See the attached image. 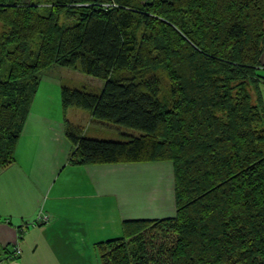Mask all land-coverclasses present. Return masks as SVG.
Here are the masks:
<instances>
[{
    "label": "trees",
    "instance_id": "obj_1",
    "mask_svg": "<svg viewBox=\"0 0 264 264\" xmlns=\"http://www.w3.org/2000/svg\"><path fill=\"white\" fill-rule=\"evenodd\" d=\"M0 25V170L58 66L103 81L65 110L140 132L71 129L69 165H174L176 216L123 222L100 264H264V0H0Z\"/></svg>",
    "mask_w": 264,
    "mask_h": 264
},
{
    "label": "crops",
    "instance_id": "obj_2",
    "mask_svg": "<svg viewBox=\"0 0 264 264\" xmlns=\"http://www.w3.org/2000/svg\"><path fill=\"white\" fill-rule=\"evenodd\" d=\"M261 61L264 70V53ZM40 82L15 163L0 170V264H100L96 244L121 237L123 222L175 217L174 181L164 182L167 162L69 165L76 149L69 130L100 139L105 127L117 128L83 109L65 110L54 76ZM45 215L49 221L36 223Z\"/></svg>",
    "mask_w": 264,
    "mask_h": 264
},
{
    "label": "rangeland",
    "instance_id": "obj_3",
    "mask_svg": "<svg viewBox=\"0 0 264 264\" xmlns=\"http://www.w3.org/2000/svg\"><path fill=\"white\" fill-rule=\"evenodd\" d=\"M135 1H137L139 3H144L145 1H148V0H135ZM1 29H2V27L0 25V30ZM77 72H79V73H77ZM259 72H260L261 76L264 77V70L262 69ZM43 74L45 76H47V75L54 76L55 80L60 81V83L62 84L61 87H68V88L72 87V88L78 89V90H81V88H86L88 91H91V92L92 91L93 92H100L101 89H99V87L101 85H103V81L96 79L93 76L89 77V76L83 74L81 71H78V70H75L72 68L68 69V68H62L60 66L52 67V68H49ZM163 77H164L165 83L162 85V87H163V89H162L163 94L162 95L167 96V94H168L167 91L169 90V86H168L169 85V78H168V76H166L164 74H163ZM260 95L262 98V103L264 104V82H262L261 87H260ZM83 125L86 129L89 127L88 122H83ZM110 125H112L113 128H117V129L114 130V129H110L108 127H105V129L103 130L104 132L99 137L100 139L101 138L102 139H114L117 141V140H125V138H127L129 135H139L140 134V132H138L134 129H131V128H125V127H122V126L117 125V124L116 125L110 124ZM87 135H91V134H89V132H88ZM167 163H164V167H165V170H164L165 171V173H164L165 181L164 182L166 184H167L168 180L170 181V178H171L172 182L174 181V175H173L174 167H173L172 173H170V171H168V174H167L166 166H170V164H167ZM155 166H157V165H155ZM169 176H172V177H169ZM172 184H170V186ZM175 205H176V203H175Z\"/></svg>",
    "mask_w": 264,
    "mask_h": 264
},
{
    "label": "built area",
    "instance_id": "obj_4",
    "mask_svg": "<svg viewBox=\"0 0 264 264\" xmlns=\"http://www.w3.org/2000/svg\"><path fill=\"white\" fill-rule=\"evenodd\" d=\"M47 221H49V217L45 215V216H42V217L40 216L39 219L36 221V223L42 224V222H47ZM21 253H22V250H19V248L16 247L15 248V254L17 256H20Z\"/></svg>",
    "mask_w": 264,
    "mask_h": 264
}]
</instances>
